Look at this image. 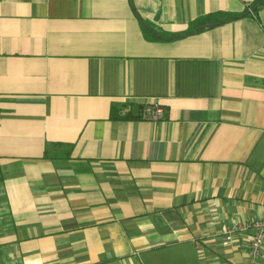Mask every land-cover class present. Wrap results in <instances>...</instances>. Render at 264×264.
I'll return each mask as SVG.
<instances>
[{"label": "crops", "instance_id": "0c3cea01", "mask_svg": "<svg viewBox=\"0 0 264 264\" xmlns=\"http://www.w3.org/2000/svg\"><path fill=\"white\" fill-rule=\"evenodd\" d=\"M262 218L264 0H0V264H249Z\"/></svg>", "mask_w": 264, "mask_h": 264}, {"label": "built area", "instance_id": "2783aa9c", "mask_svg": "<svg viewBox=\"0 0 264 264\" xmlns=\"http://www.w3.org/2000/svg\"><path fill=\"white\" fill-rule=\"evenodd\" d=\"M164 114L163 107L158 102H147L143 106L142 116L148 120H158ZM225 243L231 242L235 232H247V256L249 264H264V218L241 223H233L223 228Z\"/></svg>", "mask_w": 264, "mask_h": 264}, {"label": "trees", "instance_id": "16d2710c", "mask_svg": "<svg viewBox=\"0 0 264 264\" xmlns=\"http://www.w3.org/2000/svg\"><path fill=\"white\" fill-rule=\"evenodd\" d=\"M201 28V27H200Z\"/></svg>", "mask_w": 264, "mask_h": 264}]
</instances>
